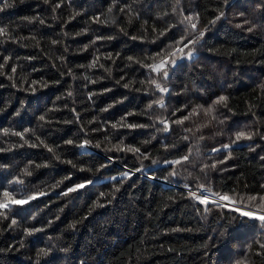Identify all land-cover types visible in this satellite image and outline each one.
<instances>
[{"label": "trees", "instance_id": "obj_1", "mask_svg": "<svg viewBox=\"0 0 264 264\" xmlns=\"http://www.w3.org/2000/svg\"><path fill=\"white\" fill-rule=\"evenodd\" d=\"M6 3L0 200L5 190L36 198L0 216V264H264L259 222L230 205L210 203L205 212L189 195L204 184L252 210L261 201L249 197L264 196V0ZM181 9L198 14V27L208 31L194 58L178 60L161 80L145 65L186 35ZM153 78L168 91L156 90ZM220 96L226 102L205 115ZM240 131L252 138L233 144ZM84 140L90 144L78 147ZM186 155L170 176L165 161ZM80 183L85 188L64 195Z\"/></svg>", "mask_w": 264, "mask_h": 264}, {"label": "snow or ice", "instance_id": "obj_2", "mask_svg": "<svg viewBox=\"0 0 264 264\" xmlns=\"http://www.w3.org/2000/svg\"><path fill=\"white\" fill-rule=\"evenodd\" d=\"M45 2H48V0H45ZM229 0H223L224 5L226 6L228 4ZM0 3H2L3 7H7V3L6 0H0ZM177 5H179L180 0H176ZM56 7H60V4L57 3ZM177 11V8H173V14H175ZM180 14L183 17L180 21L179 24L184 25L185 27V31H186V35H183L179 38V40H177L175 42V46L172 47L171 51L167 52L166 54H164L160 59L158 63H153V64H148L145 65L146 67H149L151 69L152 72L156 73L157 76L161 79V80H166L168 77V69L169 68H175L177 66V61L178 60H183V59H188V60H192L194 58V53H195V45H197L201 39H203V37L205 36L206 32L208 31V27L205 26L203 29L198 27V14L193 15V14H187L184 15L183 14V10H180ZM165 15H167V13H165ZM225 15L224 12H220L219 15H217L215 17L214 20L211 21L212 24H215L216 20H219L221 17H223ZM41 23H43V21H41ZM245 24L250 23V21L245 20L244 21ZM238 26H242V25H238ZM170 29H165L163 32L160 33L161 36L165 35L167 33V31ZM248 31H252L253 28L249 27L247 29ZM5 30L3 28H0V35H4ZM97 39H101V38H97ZM133 39H136L135 37H133ZM55 43V42H54ZM93 43H95V41H93ZM158 57L161 56V54H157ZM129 59H133L132 57H129ZM147 59H151V60H155L156 57H148ZM138 63L140 61H137ZM95 63V61L93 62ZM13 72H15V68L12 69ZM95 81H93L94 83ZM35 83V82H33ZM151 84L154 85L155 89L158 90L160 93H166L168 91V89L164 86H162V84L160 82H157L156 78H153L150 81ZM127 86V85H125ZM33 91H35V89H32ZM69 95H71V93H69ZM227 100V97L225 96H220L217 98L216 101H214L212 106H209L207 109L204 110V114L205 115H209L214 113L215 111V105L216 104H222L225 103ZM159 104L160 107H163V102L158 101L157 102ZM226 106V104H225ZM149 108L152 107V105L150 104L148 106ZM107 110V109H105ZM196 111V110H194ZM173 115H175V113H173ZM189 117L185 116L182 119H177L174 120L172 123L177 124V125H182L184 123L185 120H187ZM216 117L214 115H212V119H215ZM41 120H44L45 117L41 116L40 117ZM160 123L164 124V131H169L170 130V125L168 123L167 120H161ZM220 123H223V121H220ZM129 127H144V125H128ZM113 127H115V125H113ZM199 130V129H198ZM185 131H191L190 129H185ZM16 135H19L21 137V139H23V134L22 133H16ZM252 133L250 132H244V131H240L236 134L235 140L232 141V143H236L237 141H239L240 139H251L252 138ZM203 137H201L202 139ZM185 139H188V137L186 136ZM25 143H28V141H25ZM66 143L68 144H72L73 141L69 140ZM90 144V142L88 140H84L82 141L80 144H78L77 146L80 148H85ZM30 146L35 147V144H31ZM99 145H97L98 147ZM232 145L231 144H225L223 145L224 149H228L230 148ZM50 152L52 151L51 148L48 149ZM120 150H124V149H120ZM129 151H133L135 153H139V149H127ZM214 152L220 151V149H213ZM189 155H191V149L189 150ZM189 155L183 156L180 159L174 160V161H165L166 164H169L172 167V170L170 171L169 175L172 177H175L177 175V170L175 168L176 165H183L185 162L189 161ZM59 157H57L58 159ZM144 158H147V156L145 155ZM264 159V158H262ZM109 160H111V158H109ZM68 163H71V161H68ZM153 163H155V161H153ZM222 163V161H221ZM106 165L102 166L105 167ZM211 167V168H215L216 164L213 163L212 165H204L200 171L204 172L206 168ZM83 170V169H82ZM137 171H140V169H137ZM26 174L30 175L31 173L27 172L26 170ZM125 175H128L127 173H125ZM16 183H23V181L21 180H17ZM87 184H91L93 183V181L88 180L86 181ZM86 183H80L75 185L74 187L68 188L67 191L64 193V195H67L70 192H76L78 189H83L86 186ZM186 188H188V185H185ZM197 187L199 189H201V193L199 195H197V192L195 191H189V195L196 201L199 202L200 205H204V211L205 212H209L211 211V209L208 207V205L211 204H217L218 207H226L227 205H220L216 200H210L208 195H205L204 192L208 191L207 189H205L204 184H197ZM262 187H264V185H262ZM44 193H39V195H43ZM211 195L213 196H218V200L219 201H229L232 204H235L236 201L232 199V197H230L229 195H225V194H216V193H211ZM36 195H31L28 196L26 198H15L11 192L5 190L3 192V200H0V210H4V211H0V216H4L5 218H7L6 215V211L10 210L13 206L16 205H24L27 204L30 200L35 199ZM257 199H259L261 201V203L259 204V207L257 210L253 211V210H248V211H244L241 210L238 207H234L231 210L234 212L239 213V217L243 218V217H247L249 219H254L257 222H259L261 224L262 227H264V196L262 197H256V196H250L249 200L251 201H256ZM235 219V217H234ZM11 224L15 225L16 224V220L12 219ZM42 229H32V230H28L26 229L25 232L26 234L30 235L32 233V231H41ZM264 247V246H262ZM46 254V253H45Z\"/></svg>", "mask_w": 264, "mask_h": 264}, {"label": "rangeland", "instance_id": "obj_3", "mask_svg": "<svg viewBox=\"0 0 264 264\" xmlns=\"http://www.w3.org/2000/svg\"><path fill=\"white\" fill-rule=\"evenodd\" d=\"M211 193L212 192H210V191L204 192L205 195H208L209 196V199L210 200H216L217 202L222 203V204L230 205L232 207H238V208H241V210H244V211L252 210V209H247L245 207L237 206L235 204L230 203L229 201H219L218 200V196H213V195H211ZM253 211H255V210H253Z\"/></svg>", "mask_w": 264, "mask_h": 264}]
</instances>
